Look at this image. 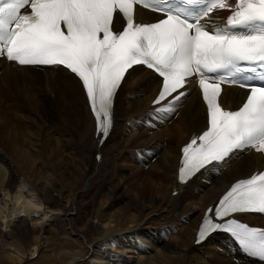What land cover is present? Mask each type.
<instances>
[{
	"label": "bare ground",
	"instance_id": "1",
	"mask_svg": "<svg viewBox=\"0 0 264 264\" xmlns=\"http://www.w3.org/2000/svg\"><path fill=\"white\" fill-rule=\"evenodd\" d=\"M136 18L151 22L157 16L137 10ZM157 90L155 75L147 70L126 76L115 100L112 131L99 149L95 122L77 79L54 68L11 67L0 60V139L6 145L0 142V194L8 202L0 204V238L12 241L4 243L12 248L14 254L8 257L16 264H24L23 246L47 248L49 264H87L88 258L91 264H261L225 234L199 246L194 242L206 209L214 207L234 182L262 170L264 155L233 154L219 172L204 170L187 185L180 184V149L204 130L206 106L194 88L178 114L157 118L150 109ZM245 94L226 88L219 103L232 110ZM12 148L15 152L8 150ZM129 157L138 171L129 167L133 172L128 178L118 163ZM19 197L42 206L43 211L26 203L17 206ZM115 202L117 209L109 213ZM54 209L62 211L63 217L46 226L45 217L55 216L48 212ZM19 216L24 218L13 223ZM239 219L250 227H264V218L258 215ZM93 221L107 222L109 229L99 231ZM149 221L147 235H133L136 231L131 230ZM34 222L40 225L32 226ZM154 224L161 226L153 228ZM87 233L98 237L85 244L80 237L86 239Z\"/></svg>",
	"mask_w": 264,
	"mask_h": 264
},
{
	"label": "snow or ice",
	"instance_id": "2",
	"mask_svg": "<svg viewBox=\"0 0 264 264\" xmlns=\"http://www.w3.org/2000/svg\"><path fill=\"white\" fill-rule=\"evenodd\" d=\"M137 7L159 16L137 22ZM0 57L77 79L100 145L131 72L155 74L151 115L161 119L198 88L205 127L180 149V184L219 172L237 152L264 155V0H0ZM223 85L245 90L237 108L219 103ZM247 213H264V171L237 180L206 209L195 243L227 233L264 264V229L241 222Z\"/></svg>",
	"mask_w": 264,
	"mask_h": 264
},
{
	"label": "rangeland",
	"instance_id": "3",
	"mask_svg": "<svg viewBox=\"0 0 264 264\" xmlns=\"http://www.w3.org/2000/svg\"><path fill=\"white\" fill-rule=\"evenodd\" d=\"M80 118H82V116H79ZM82 120H83V118H82ZM14 122L15 123H17V124H20V125H22V122H20V121H18L16 118H14ZM136 124H138V125H140L139 124V122H137ZM170 124L168 123V126H169ZM142 126H144V125H142ZM38 131H40V127H38V128H36V132H38ZM46 133H47V131H45V136H46ZM15 137V136H14ZM62 137H63V135H62ZM16 138V137H15ZM18 138V137H17ZM25 139H26V137H25ZM0 142L1 143H3L4 144V146H5V148H6V145H5V143H4V140H1L0 139ZM7 144V143H6ZM18 144H19V142H18ZM9 146H10V144H8ZM8 150H10V151H13V148H12V150L11 149H8ZM13 152H15V151H13ZM13 152H11V153H13ZM66 152V151H65ZM0 153L2 154V152L0 151ZM70 154L71 153H68L67 155H66V158L67 159H69V157H70ZM10 155V154H9ZM13 155V157H15V155L16 154H12ZM30 156H32V153H31V155ZM114 156V155H113ZM9 157V156H8ZM71 158V157H70ZM9 159H10V164L12 165V166H14L15 165V163L13 162V159H12V157H9ZM76 160L78 161L79 159L76 157ZM154 160H155V158L153 159V162H154ZM31 162H33V161H31ZM132 162V158L131 157H129V159H127V160H125L124 162L123 161H121V158L119 159V163L118 164H120V165H122V168L124 169V170H126L125 171V173L127 174V177L129 178V177H131V173L133 172L132 170H131V168H129V167H134V166H132L131 163ZM141 162V156H138V163H140ZM14 163V164H13ZM74 163V162H73ZM149 164V163H148ZM147 164V165H148ZM35 165H36V167H38V164L37 163H35ZM69 165L71 166V163H67V166L69 167ZM66 166V167H67ZM107 168H109V167H107ZM135 169H136V167H134ZM142 170H146L147 168L146 167H142L141 168ZM137 171H138V169H136ZM130 173V174H129ZM142 177L143 178H145L143 175H142ZM21 179V178H20ZM23 179V178H22ZM22 185V184H21ZM41 186H46V184L45 183H42L41 184ZM29 192H30V190H29ZM31 194V193H30ZM171 197H173V195H171ZM4 200H5V197L3 196V194L1 195L0 194V204H3V202H4ZM6 201V200H5ZM5 203H8L7 201L5 202ZM118 205V203L117 202H115L114 204H113V207L112 208H110L108 211H109V213H114V208L115 209H117V206ZM55 211H48V212H51V213H53L55 216H53L52 215V217H49L48 219H46V222L44 223L46 226L47 225H51V223L56 219V218H62L63 217V212L62 211H60V210H57V209H54ZM22 218H24L23 216H19L18 218H13V223L15 222V223H18V222H20V220L22 219ZM43 219V217H40V218H35V217H27L26 219H28V220H30V219H32V220H36V219ZM52 218V219H51ZM92 224H94L95 226V229H97V230H105V229H107L108 227H107V225H108V223L107 222H103V221H100V222H98V221H93L92 222ZM152 224V222H147L146 224H144L141 228H138V229H136V230H131V231H136L133 235H138V236H145V235H147L148 234V232L146 231V229H148L149 228V225H151ZM31 225L32 226H36V225H40V224H37L36 222H34V223H31ZM161 225H159V224H154L152 227L153 228H159ZM1 229V228H0ZM109 229V228H108ZM181 229V228H180ZM1 230H3V229H1ZM131 231H129V232H131ZM141 231V232H140ZM4 232V231H3ZM8 232V231H7ZM6 232V233H7ZM127 233V232H126ZM5 234V233H4ZM152 234V233H151ZM97 235H95L94 237H92V234H90V233H87L86 234V239H84V237H80V239L86 244V243H90L91 241H92V239H97ZM88 238V239H87ZM1 240H0V244L2 245V247H0V264H16L15 263V261L13 260V258H9L8 256L10 255V254H14L13 252H12V248H9V247H5V243L6 242H9V243H11L12 241L11 240H4L3 238H0ZM5 242V243H4ZM4 245H3V244ZM124 244V243H123ZM0 245V246H1ZM7 249L6 251H5V248ZM4 248V249H3ZM10 250H9V249ZM30 249V250H29ZM29 249H27L25 246H23V252L25 253L24 254V256H25V259H24V264H49V262H48V258H47V256H46V249L45 248H43L42 246H39V247H37V246H35V247H32V249L31 248H29ZM37 250V251H35V250ZM43 249V250H42ZM9 250V251H8ZM21 250V249H20ZM27 250V251H26ZM48 251H50V250H48ZM152 255H154V256H156L157 254H155L154 252H152L151 253ZM17 255V254H16ZM16 255H15V257H16ZM23 255V254H22ZM43 255H44V257H43ZM19 256V255H18ZM42 256V257H41ZM26 257H27V259H26ZM98 258V257H97ZM45 259V260H44ZM105 259V258H104ZM42 260V261H41ZM88 262H87V264H91V263H94L93 261H92V258L90 259V258H88ZM130 260H132V259H130ZM14 261V262H13ZM44 261H46L45 263H44ZM106 261V260H105ZM108 261V260H107ZM72 264H74V263H72ZM101 264V263H100Z\"/></svg>",
	"mask_w": 264,
	"mask_h": 264
},
{
	"label": "clouds",
	"instance_id": "4",
	"mask_svg": "<svg viewBox=\"0 0 264 264\" xmlns=\"http://www.w3.org/2000/svg\"><path fill=\"white\" fill-rule=\"evenodd\" d=\"M17 206H19L21 203H26L28 207L35 209L36 211H43V207L40 205H37L35 203H33L32 201L28 200V201H24L23 197H19L16 201Z\"/></svg>",
	"mask_w": 264,
	"mask_h": 264
}]
</instances>
